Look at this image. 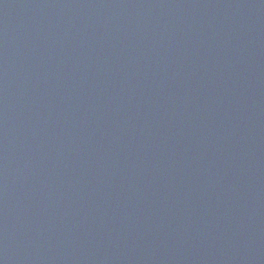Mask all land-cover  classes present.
<instances>
[{"label":"water","instance_id":"95a60500","mask_svg":"<svg viewBox=\"0 0 264 264\" xmlns=\"http://www.w3.org/2000/svg\"><path fill=\"white\" fill-rule=\"evenodd\" d=\"M0 264H264V0H0Z\"/></svg>","mask_w":264,"mask_h":264}]
</instances>
